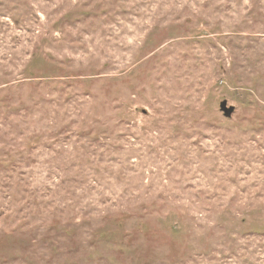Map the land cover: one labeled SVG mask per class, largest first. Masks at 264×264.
Wrapping results in <instances>:
<instances>
[{"label": "rangeland", "instance_id": "1", "mask_svg": "<svg viewBox=\"0 0 264 264\" xmlns=\"http://www.w3.org/2000/svg\"><path fill=\"white\" fill-rule=\"evenodd\" d=\"M0 264H264V0H0Z\"/></svg>", "mask_w": 264, "mask_h": 264}, {"label": "water", "instance_id": "2", "mask_svg": "<svg viewBox=\"0 0 264 264\" xmlns=\"http://www.w3.org/2000/svg\"><path fill=\"white\" fill-rule=\"evenodd\" d=\"M221 110L227 117L232 116V114L234 113V109L233 108H228L226 102L222 103Z\"/></svg>", "mask_w": 264, "mask_h": 264}]
</instances>
